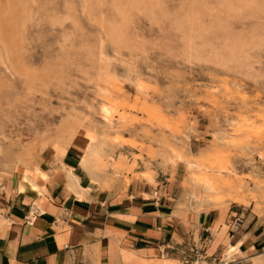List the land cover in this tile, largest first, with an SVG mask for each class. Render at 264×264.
Returning <instances> with one entry per match:
<instances>
[{
	"label": "rangeland",
	"instance_id": "obj_1",
	"mask_svg": "<svg viewBox=\"0 0 264 264\" xmlns=\"http://www.w3.org/2000/svg\"><path fill=\"white\" fill-rule=\"evenodd\" d=\"M8 1L0 181L73 132L98 149L85 169L101 187L140 180L181 208L264 214V9L225 18L213 2L224 20L209 23L194 0H22L12 26Z\"/></svg>",
	"mask_w": 264,
	"mask_h": 264
},
{
	"label": "crops",
	"instance_id": "obj_2",
	"mask_svg": "<svg viewBox=\"0 0 264 264\" xmlns=\"http://www.w3.org/2000/svg\"><path fill=\"white\" fill-rule=\"evenodd\" d=\"M80 141L63 156H35L27 180L20 169L0 181V264H180L161 251L204 237L199 264L212 256L221 264L264 257V214L181 208L165 187L140 180L101 187L82 164Z\"/></svg>",
	"mask_w": 264,
	"mask_h": 264
},
{
	"label": "bare ground",
	"instance_id": "obj_3",
	"mask_svg": "<svg viewBox=\"0 0 264 264\" xmlns=\"http://www.w3.org/2000/svg\"><path fill=\"white\" fill-rule=\"evenodd\" d=\"M22 0H9L8 2V7H7V12H6V10H4V12H6V16H7V18H8V20L11 22V24H12V26H14V25H18V23L19 22H22L21 20L18 22L17 21V18H16V16L18 15V14H24V16H25V18H27L26 16H28V14H27V9H25L26 7L25 6H27L28 7V5H25V3H22L21 2ZM25 2H27V1H25ZM213 2H216V4H218L219 3V5H221L222 7V9H220V10H222L221 12L223 13V14H225V18H226V14H227V16H228V14L230 15V12H234V11H239L240 9V7H243V8H245V10H247V9H249L250 11H254V12H256V14H259L261 11H262V9H264V0H194L193 1V8H191L192 10H193V13L196 15V20L197 19H200V18H202L203 19V17H204V20H205V18L207 19L208 18V20H209V23H219L220 22V20H224L223 18L222 19H220V17H222V16H224V15H222L221 14V12L220 11H217V9L215 10L214 8H213V5H212V3ZM218 2V3H217ZM26 4H28V3H26ZM30 5V4H29ZM216 6V5H215ZM260 6V7H259ZM217 7V6H216ZM218 9V10H219ZM191 10V11H192ZM244 10V11H245ZM242 11V10H241ZM28 12H29V10H28ZM240 12V11H239ZM254 12H252V13H254ZM193 13H190V14H193ZM193 14V15H194ZM232 14V13H231ZM234 15V14H233ZM207 16V17H206ZM21 17V16H20ZM193 17V16H192ZM210 17V18H209ZM191 18V17H190ZM190 18H187V20L188 19H190ZM219 18V19H218ZM15 19H16V21L18 22H16L15 21ZM192 19H194V18H192ZM218 19V20H217ZM203 20V21H204ZM24 21H26V19L25 20H23V22ZM197 21H200V20H197ZM192 23V22H191ZM199 25V24H198ZM212 25V24H211ZM15 28H17V27H15ZM14 34V33H13ZM126 104V103H125ZM102 111H103V113H104V116L105 117H107L108 115H109V109L107 108V107H103V109H102ZM69 126V125H68ZM65 127V126H64ZM63 127V128H64ZM70 127V126H69ZM71 129V130H70ZM67 131L68 132H71V131H75L76 132V130H72V128H67ZM64 132V131H63ZM73 132H71V134H70V136H69V134H68V136H69V138L68 137H66V140H64L61 144H59V146H58V150H57V153H58V156H63L64 155V153L66 152V150H67V148L71 145V140H72V138L74 137L73 136V134H72ZM68 138V139H67ZM74 139V138H73ZM83 150H84V153H83V155H82V164L86 167V166H88V164H89V162H90V160H92L93 158H95V157H97V155H98V153H99V151H98V149L97 148H95L92 144H91V142H87L85 145H84V148H83ZM60 158V157H59ZM37 169V168H36ZM37 171H38V169H37ZM36 171V172H37ZM20 176H21V178H23L24 180H27L28 178H27V175H26V170H23L21 173H20ZM42 175H40V177H41ZM128 184V181L126 182V184L125 185H127ZM210 184H211V182H210ZM209 184V185H210ZM224 184H225V182H224ZM208 185V186H209ZM216 185V184H215ZM227 185V184H226ZM206 186V185H205ZM212 186V185H211ZM228 186V185H227ZM217 187V186H216ZM207 188V187H206ZM209 189V188H208ZM216 189V188H215ZM202 190V189H201ZM216 190H218V188L216 189ZM210 191H213V190H210ZM230 197V196H229ZM232 197H234L235 198V196H233L232 195ZM209 198V197H208ZM219 198V197H218ZM212 199H213V197H212ZM214 199H217L216 197L214 198ZM229 199H231V198H229ZM239 199V198H238ZM241 199V198H240ZM216 201V200H215ZM236 201V200H235ZM242 201V200H241ZM240 201V202H241ZM212 202H213V200H212ZM237 202H239V201H237ZM215 203V202H214ZM246 203V202H245ZM245 203H243V204H245ZM233 249L234 248H231V247H229V251H228V254H230L232 251H233ZM128 257V256H127ZM128 261V260H127ZM164 263V262H163ZM196 264H198V263H196Z\"/></svg>",
	"mask_w": 264,
	"mask_h": 264
},
{
	"label": "built area",
	"instance_id": "obj_4",
	"mask_svg": "<svg viewBox=\"0 0 264 264\" xmlns=\"http://www.w3.org/2000/svg\"><path fill=\"white\" fill-rule=\"evenodd\" d=\"M209 239L204 237L198 242L191 239L183 248H176L168 245L161 251V255H176L180 264H196L199 260L205 259V252ZM221 260L216 256H212L208 264H221Z\"/></svg>",
	"mask_w": 264,
	"mask_h": 264
}]
</instances>
